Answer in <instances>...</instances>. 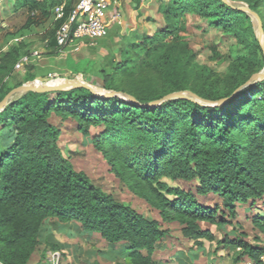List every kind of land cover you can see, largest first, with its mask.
<instances>
[{
	"label": "trees",
	"instance_id": "1",
	"mask_svg": "<svg viewBox=\"0 0 264 264\" xmlns=\"http://www.w3.org/2000/svg\"><path fill=\"white\" fill-rule=\"evenodd\" d=\"M25 1L31 17L38 20L46 12L44 2L52 5L59 0ZM240 1L260 15L264 0ZM186 10L246 44L244 53L232 62L234 71L227 83L181 79L191 71L194 56L180 36ZM162 15L165 25L161 29L123 48L120 55L140 56L144 51L148 64H169L166 79L171 82V77L178 76L173 86L143 95L121 88L122 83L112 78L102 88L131 95L141 104L184 90L217 101L231 96L264 66L254 20L245 11L222 0H167ZM56 26L55 22L54 32ZM47 46L59 52L54 35ZM11 88L0 80V101ZM262 93L264 80L239 89L215 106L189 99L140 106L119 96H96L84 87L29 91L17 97L0 111V130L8 128L12 133L11 144L0 148V264H28L51 218L75 221L82 231L98 233L110 246H120L128 264H161L154 253L169 233L162 226L165 223L177 222L183 238L197 248L203 247V241H214L213 232L201 223L217 229L231 225L238 206L264 195V94L253 99ZM53 113L69 114L84 132L103 126L108 138L95 136V148L114 175L158 211L160 219L143 216L77 171L61 153L59 131L48 120ZM119 134L126 135L120 142L115 138ZM164 177L195 181V190L171 186ZM209 194L217 195L221 203L206 205L197 198ZM216 243L240 248L235 261L258 262L264 255V246L246 240L242 231Z\"/></svg>",
	"mask_w": 264,
	"mask_h": 264
},
{
	"label": "rangeland",
	"instance_id": "2",
	"mask_svg": "<svg viewBox=\"0 0 264 264\" xmlns=\"http://www.w3.org/2000/svg\"><path fill=\"white\" fill-rule=\"evenodd\" d=\"M22 1L18 0L19 3L16 6L8 8L5 14L0 15V66L7 65L0 70V80L3 84L13 88L30 76L33 77L32 80L23 81L21 84L77 77L94 88H102V85L113 78L122 83L123 89L152 95L170 88L178 79V76H175L171 77V82L167 80L169 64L153 62L149 65L150 59L143 58L144 51L140 52V56L120 55L123 48L142 41L144 36L154 35L165 25L162 12L167 0L135 1L134 6L130 5L132 8L126 15V19L124 21L122 19V24L111 28L109 35L100 38L94 50L86 49L82 52L83 49L80 47L75 51L65 49L57 53L47 46L54 35L55 22L51 12L54 4L49 5L48 2H44L46 12L37 20L31 17L32 13ZM75 1L77 0H71L72 4ZM228 3L233 7L247 6L240 0H228ZM259 12L260 15H257L262 23V46L260 47L264 55V3L260 6ZM252 18L258 41L260 33L258 21L254 16ZM184 22L185 30L180 32V36L187 42L194 56L191 71L181 79L191 83L199 81H216L215 83L218 82L219 85L227 83L226 81L230 79L234 71L232 62L244 53L246 44L221 28L211 26L206 18L194 11H185ZM165 50L164 55L167 54L169 47L167 46ZM24 57L28 58L27 62H24ZM263 70L264 66L257 72ZM263 94H257L253 99L261 98ZM119 97L126 99L125 95ZM48 120L59 131L58 145L62 155L77 171H83L93 184L143 216L160 219L158 211L143 198L134 194L128 185L114 175L106 159L95 148L93 143L95 136L104 135L108 138L109 134L103 126L90 127L87 132H84L78 129L76 120L69 114L57 116L53 113ZM122 136L126 135L119 134L115 138L120 142ZM11 142L10 129L0 130L1 150H4ZM162 180L171 186L193 192L195 190V181L171 180L167 177ZM197 198L206 205L221 203V199L213 194L197 196ZM236 211L237 215L232 224L224 225L228 228L227 235L233 237L242 231L245 233L246 240L264 246V195L253 203L238 206ZM236 223L239 227L234 228ZM162 226L169 230L164 237L168 242L166 244H170L169 250L178 243L184 248L189 247L191 242L183 240L185 238L177 222L165 223ZM101 239L98 233L82 231L75 221L62 223L57 218L47 219L39 244L31 254L28 264H128L127 256L120 246H107ZM169 253L156 251L155 255L165 258ZM236 255L237 252L228 262L222 260L223 264H239V261V263L232 261Z\"/></svg>",
	"mask_w": 264,
	"mask_h": 264
},
{
	"label": "built area",
	"instance_id": "3",
	"mask_svg": "<svg viewBox=\"0 0 264 264\" xmlns=\"http://www.w3.org/2000/svg\"><path fill=\"white\" fill-rule=\"evenodd\" d=\"M149 1V0H139ZM67 0H59L51 9L57 23L54 37L59 51H75L81 46H93L108 34L112 25L122 24L120 0H77L68 9ZM27 62L28 58H23ZM239 264H264V255L258 262L246 258Z\"/></svg>",
	"mask_w": 264,
	"mask_h": 264
},
{
	"label": "crops",
	"instance_id": "4",
	"mask_svg": "<svg viewBox=\"0 0 264 264\" xmlns=\"http://www.w3.org/2000/svg\"><path fill=\"white\" fill-rule=\"evenodd\" d=\"M24 1V0H23ZM22 1V2H23ZM21 2V3H22ZM76 2V1H75ZM74 2V3H75ZM135 0H120V8L122 11V19L123 21L126 19V15L130 11V5L134 4ZM18 0H0V15L2 13H6L8 8H11L12 6H16L18 4ZM67 4H72L71 0H67ZM8 6V7H7ZM134 6V5H133ZM115 24L110 27V29L113 27L115 28ZM109 29V32L111 31ZM106 35V36H107ZM104 36V37H106ZM102 37V38H104ZM101 38V39H102ZM100 39V38H99ZM97 39L93 46H81V49H83L82 52L86 49H93L97 47L99 41ZM101 48V47H100ZM102 50V49H100ZM71 52V51H70ZM202 224V225H201ZM200 225L204 228H209L211 232L215 235L214 241H203V247L197 248L190 243L189 247L184 248L181 244L174 245L173 249L169 250L170 244H166V239H163L161 242L160 248H158L156 251L159 252H170L165 258H162L160 256L155 255L154 258L157 259L161 264H223L222 260L228 262L231 260V256L237 252V254L240 251V248H234L232 246H224L223 243L217 244L216 241L224 240L225 236L228 234V228L221 226L219 229H217L215 226H210L205 223H201ZM103 240V239H101ZM184 241L186 239H183ZM104 241V240H103ZM105 242V241H104ZM106 243V242H105ZM107 246H110L106 243ZM155 251V252H156ZM235 262V260H232ZM238 261H236L237 263ZM239 263V262H238Z\"/></svg>",
	"mask_w": 264,
	"mask_h": 264
},
{
	"label": "water",
	"instance_id": "5",
	"mask_svg": "<svg viewBox=\"0 0 264 264\" xmlns=\"http://www.w3.org/2000/svg\"><path fill=\"white\" fill-rule=\"evenodd\" d=\"M222 1L225 2L226 4L230 5L228 3V0H222ZM230 6H232V5H230ZM235 8H237L238 10L250 13L252 16H254L256 18V20L258 21V29L260 32L258 34V41H259V44L262 46V42H261L262 23H261L259 16L257 15V13L252 11L251 9H249L248 6L235 7ZM260 80H264V70L261 72L253 73L244 84L239 86L232 93L231 96H233L239 89H241V88H243V87H245V86H247L253 82L260 81ZM76 87L87 88L91 93H93L96 96L125 95L127 101H129L130 103L136 104V105H140V106H144V105L154 106V105H158V104H160L166 100H171V99H189V100H192V101H195L197 103L204 104V105H210V104L220 105V104L227 102L229 100V98L231 97V96H229L226 98L219 99L217 101H210V100H206V99L199 97L197 94H195L192 91H175V92L167 93V94L163 95L161 98L152 101L151 103L141 104V103L137 102L136 99L131 95H128V94L120 92V91L106 90V89L100 88V87L94 88V87L84 83L79 78L74 77V78H70V79H63L61 82H54V81L27 82V83L15 86V87L11 88L5 94V96L2 98V100L0 101V111H2L6 107V105H8L11 101L15 100L16 96L19 97V96H21V95H23L29 91H33V92H37V93H44V92H54V91H60V90H69V89L76 88Z\"/></svg>",
	"mask_w": 264,
	"mask_h": 264
},
{
	"label": "bare ground",
	"instance_id": "6",
	"mask_svg": "<svg viewBox=\"0 0 264 264\" xmlns=\"http://www.w3.org/2000/svg\"><path fill=\"white\" fill-rule=\"evenodd\" d=\"M63 79H60V80H56V81H54V82H61Z\"/></svg>",
	"mask_w": 264,
	"mask_h": 264
}]
</instances>
